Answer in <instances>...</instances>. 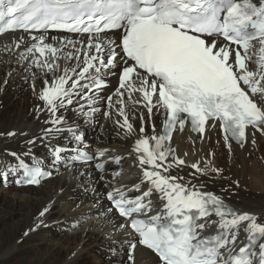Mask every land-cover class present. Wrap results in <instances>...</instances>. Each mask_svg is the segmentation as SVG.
Segmentation results:
<instances>
[{
	"label": "snow or ice",
	"instance_id": "1",
	"mask_svg": "<svg viewBox=\"0 0 264 264\" xmlns=\"http://www.w3.org/2000/svg\"><path fill=\"white\" fill-rule=\"evenodd\" d=\"M0 21H6L0 34H28L6 38L0 47L9 57L3 86L14 60L30 73L25 82L41 102L37 118L46 112L48 125L25 142L27 151L5 150L12 159L0 160V185L39 186L61 165L90 164L94 157L84 151L79 121L94 124L102 111L117 135L136 137L128 155L140 175L131 187L118 185L117 170L111 179L106 175L105 165L119 166L123 157L108 158L107 148L95 154L99 180L110 190L106 211L99 197L92 205L101 208L100 215L121 218L119 229H131L127 264H136L141 246L157 264H264V222L206 190L202 178L223 171L212 160L188 165L172 144L174 133L186 127L196 134L190 137L194 144L210 139L207 130L218 126L230 154L233 143L256 147L257 134L264 138V0H0ZM135 106L147 115L137 116ZM61 138L68 143L59 144ZM37 140L51 153L43 166L31 159ZM185 167L194 170L187 177L181 174ZM52 210L43 207L23 235L49 227ZM51 226L70 230L62 220Z\"/></svg>",
	"mask_w": 264,
	"mask_h": 264
},
{
	"label": "bare ground",
	"instance_id": "2",
	"mask_svg": "<svg viewBox=\"0 0 264 264\" xmlns=\"http://www.w3.org/2000/svg\"><path fill=\"white\" fill-rule=\"evenodd\" d=\"M21 34L28 36L27 33L1 36L0 47L6 42V38L19 37ZM256 51L258 52V45ZM8 59L6 54L0 52V133L14 131L17 135L0 136V160L12 159L6 155L5 150L17 153L27 151L29 146L25 142L39 137L41 130L48 127L43 123L47 119L46 112L37 118L35 110L41 102L34 95L30 82H25L26 77L30 78V73H25L14 60L11 63L13 74L6 87L3 86L5 73L9 70ZM112 85H116L115 78ZM40 87L42 84L38 82L37 89ZM125 100L127 102L126 96ZM127 106L128 110L134 107L131 102H127ZM100 107L107 110L104 104ZM135 107L138 109L137 116L139 112L147 115L142 107ZM95 120L98 122L97 126L95 123L85 126L82 120L79 121L83 139L88 146L84 151L94 157L92 165L75 163L72 168L61 165L58 171L52 170L51 178L35 188L17 187L15 184L8 187L0 185V264H69L70 257L71 264H121L122 259L127 264L126 242L132 239L128 235L130 230L125 232L119 229L117 225L121 219L112 214L100 215L101 208L92 205L99 197L106 211L109 204L105 196L110 190L104 186L106 181L99 180L101 173L95 168L99 158L95 154L98 150L107 148L108 158L123 157L119 166L111 162L105 165L108 170L106 175L111 179L113 170H117L120 172L118 185L131 187L138 182L140 175L133 157L128 155L136 137L125 139L122 135H117L113 121L106 120L102 111L96 113ZM134 123L138 127L139 119ZM155 123L159 131V115L155 117ZM146 131L151 134L150 125L146 127ZM207 136L210 139L203 142L196 140L193 144L190 139L193 135L186 127L183 133H174L172 144L177 149V155L188 165L202 159L212 160L213 165L223 171L222 175L211 180L202 178L207 180L206 190L222 196L233 209L254 214L264 222V138L257 134L256 147L249 143L241 149L233 144L230 154L224 146L218 126L209 128ZM58 143L63 145L68 141L61 138ZM33 151V163L43 166L51 160L50 151L39 140ZM209 151H214V157L208 155ZM192 171L194 170L190 167H185L181 174L187 177ZM93 188L97 191L93 192ZM222 188L228 189L227 194L221 191ZM156 203L159 204V200ZM45 206H53L48 216L50 226L41 227L25 237L23 233L34 224L39 211ZM53 220L64 221L70 230L61 231L58 227L51 226ZM73 223L77 225L74 229L70 227ZM241 238L243 239V233ZM110 249H115L116 255ZM73 252L77 253L74 257ZM135 256L136 264H157L156 259L140 247Z\"/></svg>",
	"mask_w": 264,
	"mask_h": 264
},
{
	"label": "rangeland",
	"instance_id": "3",
	"mask_svg": "<svg viewBox=\"0 0 264 264\" xmlns=\"http://www.w3.org/2000/svg\"><path fill=\"white\" fill-rule=\"evenodd\" d=\"M98 125V122L96 121V123H95V126H97ZM93 163H90V164H88V165H92ZM193 170V169H192Z\"/></svg>",
	"mask_w": 264,
	"mask_h": 264
}]
</instances>
